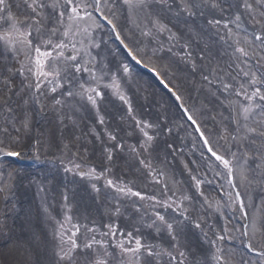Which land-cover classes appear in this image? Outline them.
I'll return each instance as SVG.
<instances>
[{"label":"rangeland","instance_id":"1","mask_svg":"<svg viewBox=\"0 0 264 264\" xmlns=\"http://www.w3.org/2000/svg\"><path fill=\"white\" fill-rule=\"evenodd\" d=\"M32 2L6 0L8 12L0 16L11 19L7 24L0 20V36L22 39L12 24L23 33L29 21L35 35L38 18L32 16ZM244 2L251 8L241 10ZM261 3L264 0H166L161 5L147 0L140 10L123 0H101L99 11L79 22L81 34L71 37L75 52L66 48L59 56L53 45L61 39L68 43L69 38L47 35L41 41L29 37L32 47L19 51L2 44L0 264H63L59 257L69 250L77 226L73 238L80 249L93 237L106 245H93L89 264H112L118 246H129V232L152 249L155 264H264V104L237 95L254 90L242 78L245 71L256 76L257 87L264 83V45L254 39L264 38ZM216 20L220 26L209 23ZM114 29L144 61L163 68L183 106L163 95L158 78L150 84V76L125 53ZM49 39L52 44L46 43ZM36 47L52 51L41 63L42 70L53 75L39 77V91ZM239 47L248 52L246 60L235 51ZM69 54H78L82 64L90 61L91 77L97 79L84 84L83 94L72 97L73 105L65 109L60 94L69 91L62 72L72 67ZM133 69L138 74L131 75ZM76 75L81 82L91 79L83 72ZM225 84L232 87L225 91ZM89 87L103 93H91L95 104L87 99ZM167 101L174 102L179 114ZM68 110L76 114L78 124L68 120ZM59 111L65 115L59 116ZM57 115L63 119L59 123L77 129L70 133L56 128ZM54 129L57 142L52 140ZM144 132L153 137L150 147L144 144ZM35 139L39 157L31 153L24 158L36 160L20 163L4 157L6 148L27 150ZM209 147L229 160L231 173L211 156ZM109 179L114 187L108 186ZM137 191L145 199L131 195ZM20 234L35 237L41 251L23 244ZM70 254L75 256L72 264L86 259L79 249ZM123 257L116 264H140L146 253L142 249L135 260L130 254Z\"/></svg>","mask_w":264,"mask_h":264},{"label":"snow or ice","instance_id":"2","mask_svg":"<svg viewBox=\"0 0 264 264\" xmlns=\"http://www.w3.org/2000/svg\"><path fill=\"white\" fill-rule=\"evenodd\" d=\"M159 2L161 5H164L166 3V0H159ZM123 3L126 6L128 5H131L133 7L138 6L140 10H143L145 5L147 4V0H123ZM100 6H101V0H63L62 3H60L59 0H51V2H49V0H33V2L29 5V7H31L32 9V16L38 18L35 21V25H34L35 35H33V21L28 22L27 31L23 33H21L19 29L16 28L15 24H12L13 29L16 30L18 36L22 37V39H17L14 41L8 34H5L3 36H0V46H2V44L4 43H7L10 45H14L17 51H19L21 47L31 48L32 39L41 41L45 35L49 37H56V38L65 37V38H69L68 43H64L63 40L61 39V42L53 45L54 50L58 51V55L63 57L65 55L63 51L64 49L71 48L74 52L76 50V42L72 40L71 37L81 34L79 30V22L85 20L86 18H91L93 12L99 11ZM105 6H107L106 3H105ZM260 6L264 7V3H261ZM239 7L241 10L246 11L249 8H251V5L248 4L247 2H244L241 5H239ZM8 8L9 6L6 3V0H0V12L7 13ZM89 9H91V11H89ZM10 19L11 18L9 15L0 16V20H3L5 24L9 23ZM104 19L107 20V17H104ZM236 19L239 20V16H237ZM109 23L111 24L112 22L109 21ZM209 23L210 24L215 23V25L220 26L221 21L220 20H216L214 22L209 21ZM223 26L225 28H228V23L225 22ZM112 27L115 28V25L113 24ZM83 34L84 35L87 34L86 30L84 31ZM118 35L119 34L117 33V36ZM29 37H32V39H29ZM254 39L256 41H259L262 45H264V38H262L260 35H255ZM46 43L52 44V40L49 39L46 41ZM95 47H99V45H95ZM235 51L239 54H242L245 60L248 58L249 54L248 52L245 51L243 47L236 48ZM35 52L37 53L36 65L40 69L36 73L38 77V81L35 84V89L39 91V89L41 88L39 77L47 78L53 75L51 72L43 71L42 69L44 65L41 63L42 60H44L45 58H49L52 56V51H41L40 47H36ZM77 56L78 54L72 55L71 57L68 58L69 60L73 62V64H72V67L64 73V76L66 77L68 86H69V91L67 92V95L73 98L76 95L83 94V92L85 91L84 84L95 83L97 79L95 77H91L92 68L90 66V61L82 64L77 59ZM29 71H31V69H29ZM123 71L127 72L128 68L124 67ZM153 71H155V69H153ZM81 72L85 74V77H91V79L90 80L83 79V82H81L82 78L76 75ZM57 75H59V73H57ZM261 75L264 76V73H261ZM242 78H246L249 85L252 86L254 90L251 93H245L241 91V92H238L237 95L238 96L243 95L245 96L247 100H254L256 98H259L260 102L264 104V95H261V88H264V83H261L257 87L256 86V76L247 71L242 73ZM205 79L207 80V77H205ZM73 87L78 88L80 91L79 92L72 91ZM231 87H232L231 85L225 84L224 90L227 91ZM52 91L55 92L56 89L53 88ZM86 91L89 93V95H87V99L91 101L93 104L96 103V100H95V97L91 93H95V96H100V97L103 96V93L97 91V89L94 87H89ZM120 98L124 99V97H120ZM177 99H179V96H177ZM59 103L60 101H57V104ZM129 111H131L130 106H129ZM247 111H249V109H245V112ZM188 119L192 120V117L189 116ZM100 122L103 123L102 120ZM192 122L193 124H195L194 120ZM146 126L152 127L151 125H146ZM138 127H139V122H138ZM168 131H171V130L168 129ZM199 134L201 137L204 136L203 132H200ZM143 135L147 137V140L144 141V144L150 147L151 145L149 142L152 141L153 137L149 136L147 132H144ZM110 139L115 140L116 136L112 135L110 136ZM208 143H209L208 140L205 139L204 144L207 145ZM116 147L123 148V145L117 144ZM207 150L208 152L211 153V156L214 157L215 160L220 161L224 165V167L228 169L229 173H231L232 169H231L229 160L227 158H225L222 155H218L217 152L213 151L211 147H209ZM11 155H17V153H11ZM111 158H112L111 155H109L108 159L111 160ZM149 167L151 166L149 165ZM197 183L199 184V181H197ZM107 184L109 187H114L113 181L111 179L107 181ZM93 188L95 189V191L99 192V188H96L95 185H93ZM118 191L121 193H125L124 188H119ZM131 195H134L141 199H145V197H143L139 191L132 192ZM241 207H243L242 200H241ZM156 215L159 217L161 221L164 220V217L160 215L158 212L156 213ZM196 227H199V224H197ZM167 228L172 229L173 225L167 224ZM78 231H79V228L77 226L76 231H74L69 237V241H68L70 245L69 250L64 251L62 249V251H64V255L59 257V259L63 262V264H72V262L75 259V256L71 255L70 253L74 252L77 249L80 250L81 255L86 257V259L82 262V264H89V260L87 259V257L93 255L91 251L93 249V245L95 244V245H101V246L106 247L103 240H97L93 237L91 242H88L86 240L84 242L83 249H80V245L73 238L76 236ZM111 235L113 238L115 237L114 232ZM127 236H128L127 243L129 246L124 247L123 244L118 246L120 248V252L116 253L114 251L111 257L112 264H116V261L118 260H123L124 258L123 254H130L135 260L142 249L146 253V257L142 262H140V264H155V261L153 259L155 253L152 251V249L146 246L145 244H143L140 239L132 236L131 232H129ZM223 238H224L223 236L219 237V239H223ZM133 243L135 244V247L131 246ZM93 260H94V256H93ZM98 264H104V262L100 261L98 262Z\"/></svg>","mask_w":264,"mask_h":264},{"label":"bare ground","instance_id":"3","mask_svg":"<svg viewBox=\"0 0 264 264\" xmlns=\"http://www.w3.org/2000/svg\"><path fill=\"white\" fill-rule=\"evenodd\" d=\"M107 47V46H106ZM107 54H109V50H107ZM110 55V54H109ZM112 56V55H111ZM110 56V57H111ZM113 61H116V58L115 59H113L112 60V62ZM62 70V69H61ZM68 70V68L67 67H64V69H63V73H65L66 71ZM142 71V70H141ZM144 74H146V75H148V76H150V78H149V82H150V84H152V85H154L155 84V82H154V80H155V78L156 77H154V76H151V75H149V74H147V73H145L144 71H142ZM136 74H138V71H137V69H133L132 70V72H131V75H136ZM159 76H161V72H160V75ZM62 93V92H61ZM164 93V92H163ZM167 99L169 98V97H172V95H171V92H166V93H164L163 94ZM60 97H61V99H62V102H63V105H64V107H65V109H69L72 105H73V101H74V99L72 98V97H69L68 95H67V93L65 92V93H63V94H60ZM76 99V98H75ZM168 102V105L170 106V108L172 109V108H175V106H174V102H172V101H167ZM70 103H71V105H70ZM176 109V108H175ZM62 113V111H59V116H60V114ZM65 113H66V116L68 117V120H73L74 122H76L77 124H78V120H77V116H76V114H74L73 112H72V110H68V112H66L65 111ZM65 113L63 112L61 115H65ZM51 114H53V112L51 113ZM176 114H179V112L177 111V109H176ZM58 115L56 116V120H55V124H53L54 126H56V128H64V129H66V130H68L70 133L76 128L77 129V127L76 126H74V125H69V126H66V125H64V124H62V123H59V122H61L63 119H60V117H59ZM48 117H53V115L51 116V115H49ZM47 117V118H48ZM52 119L53 118H50V121H52ZM67 120V121H68ZM43 123H44V121H43ZM78 126V125H77ZM45 129L43 128L42 129V131H44ZM51 131V130H50ZM51 134H52V140H54V142H57V141H59L58 139H57V134H56V132H55V129L54 130H52V132H51ZM40 137H42V135H40ZM49 137H50V135H49ZM35 237H31V238H26V236L25 237H23V234H20V237H19V240L21 239V240H23V244H25L27 247H29L30 246V248L31 247H34V246H36L37 248H38V250L39 251H41V249H40V247L35 243V241H33V239H34ZM40 242H43L42 241V239L41 240H39ZM45 246V245H44Z\"/></svg>","mask_w":264,"mask_h":264}]
</instances>
